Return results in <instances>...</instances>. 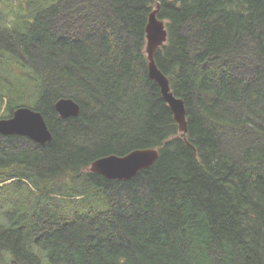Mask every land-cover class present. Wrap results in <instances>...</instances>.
Segmentation results:
<instances>
[{
	"label": "trees",
	"instance_id": "1",
	"mask_svg": "<svg viewBox=\"0 0 264 264\" xmlns=\"http://www.w3.org/2000/svg\"><path fill=\"white\" fill-rule=\"evenodd\" d=\"M156 10L186 134L149 77ZM20 105L52 139L0 134V264H264V0H0V115ZM148 148L132 179L90 171Z\"/></svg>",
	"mask_w": 264,
	"mask_h": 264
},
{
	"label": "water",
	"instance_id": "2",
	"mask_svg": "<svg viewBox=\"0 0 264 264\" xmlns=\"http://www.w3.org/2000/svg\"><path fill=\"white\" fill-rule=\"evenodd\" d=\"M157 14L158 10L150 15L146 26L149 77L159 85L163 98L171 108L174 120L179 125L181 133L186 134L185 103L173 94L168 78L158 68L154 59L156 50L167 41L165 23L157 18ZM55 108L61 118L78 116L80 113L78 104L70 98L60 99L56 102ZM0 134L4 136H24L40 144H45L52 139L51 132L42 115L27 108L19 109L11 119H1ZM158 158L159 151L157 149H140L121 157L107 156L98 159L92 163L90 170L110 180H129L141 170L153 166Z\"/></svg>",
	"mask_w": 264,
	"mask_h": 264
},
{
	"label": "flooded vegetation",
	"instance_id": "3",
	"mask_svg": "<svg viewBox=\"0 0 264 264\" xmlns=\"http://www.w3.org/2000/svg\"><path fill=\"white\" fill-rule=\"evenodd\" d=\"M73 100V99H72ZM59 101V100H58ZM74 101V100H73ZM75 103H77L76 101H74ZM56 104V103H55ZM78 104V103H77ZM78 106H79V108H80V111H81V107H80V105L78 104ZM21 108H27V109H30V110H32V111H34V112H36V113H40L41 115H42V117L44 118V116H43V114L41 113V112H39L38 110H36V109H34V107H32V106H26V105H20V106H18V107H16V108H14L13 109V111L9 114V116L7 115L5 118H2V119H11V118H13L14 116H15V114H16V112L19 110V109H21ZM56 109V108H55ZM57 111V110H56ZM58 113V112H57ZM80 114V113H79ZM58 115H59V117L61 118V116H60V114L58 113ZM70 117H77V116H70ZM70 117H68V118H70ZM62 119H66V118H62ZM44 120H45V118H44ZM45 122H46V120H45ZM46 125H47V127H48V124H47V122H46ZM48 129H49V127H48ZM50 130V129H49ZM50 142V141H49ZM40 144V143H39ZM46 144V143H45ZM42 145H44V144H42ZM136 150H140V149H136ZM133 151H135V150H132V151H130L129 153H131V152H133ZM129 153H127V154H129ZM127 154H125V155H127ZM125 155H115V154H112V155H109V156H118V157H121V156H125ZM107 157V156H106ZM103 158V157H102ZM99 159H101V158H99ZM98 160V159H97ZM96 161V160H95ZM95 161H93V162H95ZM92 162V163H93ZM92 163H91V165H92ZM91 165H90V167H91ZM91 171V170H90ZM142 171V170H141ZM140 171V172H141ZM92 172V171H91ZM139 172V173H140ZM94 173V172H93ZM138 173V174H139ZM137 174V175H138ZM101 175V174H100ZM136 175V176H137ZM105 177V176H104ZM108 179V178H107Z\"/></svg>",
	"mask_w": 264,
	"mask_h": 264
},
{
	"label": "rangeland",
	"instance_id": "4",
	"mask_svg": "<svg viewBox=\"0 0 264 264\" xmlns=\"http://www.w3.org/2000/svg\"><path fill=\"white\" fill-rule=\"evenodd\" d=\"M12 7H13V9L16 8V7H14V6H12ZM6 116H7L6 114L0 115V119L5 118Z\"/></svg>",
	"mask_w": 264,
	"mask_h": 264
},
{
	"label": "bare ground",
	"instance_id": "5",
	"mask_svg": "<svg viewBox=\"0 0 264 264\" xmlns=\"http://www.w3.org/2000/svg\"><path fill=\"white\" fill-rule=\"evenodd\" d=\"M154 149H157V148H154ZM158 150V149H157ZM159 151V150H158Z\"/></svg>",
	"mask_w": 264,
	"mask_h": 264
}]
</instances>
